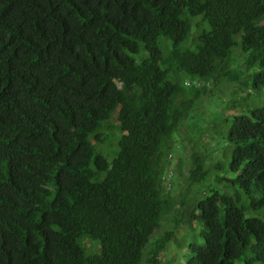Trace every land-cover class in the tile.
Instances as JSON below:
<instances>
[{
    "label": "trees",
    "instance_id": "16d2710c",
    "mask_svg": "<svg viewBox=\"0 0 264 264\" xmlns=\"http://www.w3.org/2000/svg\"><path fill=\"white\" fill-rule=\"evenodd\" d=\"M226 81L264 88V0H0V264H264V105L231 122L219 179L246 203L214 192L188 216L209 170L173 163V134ZM108 130L110 159L90 141Z\"/></svg>",
    "mask_w": 264,
    "mask_h": 264
},
{
    "label": "rangeland",
    "instance_id": "374dc122",
    "mask_svg": "<svg viewBox=\"0 0 264 264\" xmlns=\"http://www.w3.org/2000/svg\"><path fill=\"white\" fill-rule=\"evenodd\" d=\"M196 20L197 18H189L192 30L184 43L186 48H188V40H195V45L199 43L197 38L203 28L195 24ZM165 40L166 38H161L160 41L163 42ZM195 45H191L193 47L189 49L195 52ZM141 55H144V53H141ZM183 80H186V78H183ZM252 87L246 90L238 84L229 81H226L223 85L213 86L205 96L198 100L183 121L179 131L174 133L171 138L170 148L174 155V164L177 163L178 158L184 151H189V154L195 152L203 157L204 169L209 170L207 177L200 183L194 184L192 191L187 196L188 205L186 212L188 216L191 214L190 217L198 215V211L195 210L196 202L214 192L229 196L238 194L241 204L246 203V197L241 191L219 179H230L232 177L228 167L233 147L228 143L227 139L231 122L236 116L259 109L264 105V88L253 90ZM117 123V111H114L110 118L103 123V126L106 124L111 129L116 127L115 129L117 130ZM113 134L111 130H108L105 136L109 140L103 143L93 140L94 135L90 136V141L94 144L96 150L107 159L113 157L118 150L117 143L120 133L118 131ZM217 166L220 167V170L216 169ZM174 179H177L176 173ZM258 214L251 211L246 212L248 216H258ZM190 224H192V227L183 224L182 233H177L175 236L174 243L176 244L178 256L185 252L184 248L187 244L195 241L203 230L199 220H195L193 217L190 218ZM88 240L87 237L83 239V241ZM85 247L90 251H95L97 245L92 242H86Z\"/></svg>",
    "mask_w": 264,
    "mask_h": 264
},
{
    "label": "built area",
    "instance_id": "2783aa9c",
    "mask_svg": "<svg viewBox=\"0 0 264 264\" xmlns=\"http://www.w3.org/2000/svg\"><path fill=\"white\" fill-rule=\"evenodd\" d=\"M171 177V175H169V178Z\"/></svg>",
    "mask_w": 264,
    "mask_h": 264
},
{
    "label": "water",
    "instance_id": "95a60500",
    "mask_svg": "<svg viewBox=\"0 0 264 264\" xmlns=\"http://www.w3.org/2000/svg\"><path fill=\"white\" fill-rule=\"evenodd\" d=\"M119 87H120V85H119Z\"/></svg>",
    "mask_w": 264,
    "mask_h": 264
}]
</instances>
